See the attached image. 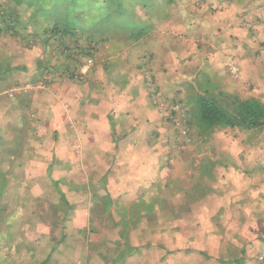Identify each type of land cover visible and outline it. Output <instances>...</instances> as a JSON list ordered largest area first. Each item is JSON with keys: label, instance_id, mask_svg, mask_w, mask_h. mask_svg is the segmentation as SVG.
Listing matches in <instances>:
<instances>
[{"label": "clouds", "instance_id": "1", "mask_svg": "<svg viewBox=\"0 0 264 264\" xmlns=\"http://www.w3.org/2000/svg\"><path fill=\"white\" fill-rule=\"evenodd\" d=\"M131 11L0 31V264H264V0Z\"/></svg>", "mask_w": 264, "mask_h": 264}, {"label": "trees", "instance_id": "2", "mask_svg": "<svg viewBox=\"0 0 264 264\" xmlns=\"http://www.w3.org/2000/svg\"><path fill=\"white\" fill-rule=\"evenodd\" d=\"M15 4L0 5V30L17 33L18 28L30 21L29 26H40L34 36L44 34L62 44L79 38L102 39L107 34L120 35L129 27L134 16L132 7L137 0H14ZM26 5V6H25ZM25 6L24 8H22ZM31 12L25 20L22 12ZM30 15V16H31ZM66 46V45H65Z\"/></svg>", "mask_w": 264, "mask_h": 264}, {"label": "crops", "instance_id": "3", "mask_svg": "<svg viewBox=\"0 0 264 264\" xmlns=\"http://www.w3.org/2000/svg\"><path fill=\"white\" fill-rule=\"evenodd\" d=\"M5 3H7V4H12V5H14L15 4V1L14 0H0V5L1 6H4L5 5ZM26 6V5H25ZM25 6H23L22 8H24ZM1 9V8H0ZM3 13V11L2 12H0V27H1V20H2V16H1V14ZM22 18L23 19H25V20H29V18H32L33 16L31 15H29V12H27V11H23L22 12ZM28 23H24V25L22 24L21 25V27L20 28H18V30H26L28 27H29V22L30 21H27ZM32 28H33V34H35L36 32V30H39L40 29V26H32ZM36 29V30H35ZM0 31H4V32H11L12 33V31H5V30H0ZM149 219L150 220H153L154 219V217H149ZM260 230L261 231H264V222H260ZM116 262V261H115Z\"/></svg>", "mask_w": 264, "mask_h": 264}, {"label": "rangeland", "instance_id": "4", "mask_svg": "<svg viewBox=\"0 0 264 264\" xmlns=\"http://www.w3.org/2000/svg\"><path fill=\"white\" fill-rule=\"evenodd\" d=\"M117 35V34H116ZM113 264H116V262L115 261H113Z\"/></svg>", "mask_w": 264, "mask_h": 264}]
</instances>
